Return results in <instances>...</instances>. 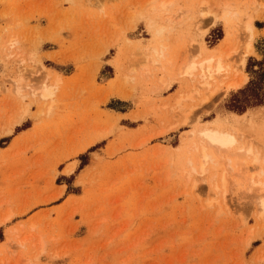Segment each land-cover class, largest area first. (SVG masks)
Segmentation results:
<instances>
[{
	"label": "rangeland",
	"instance_id": "374dc122",
	"mask_svg": "<svg viewBox=\"0 0 264 264\" xmlns=\"http://www.w3.org/2000/svg\"><path fill=\"white\" fill-rule=\"evenodd\" d=\"M251 125L264 0H0V264H264Z\"/></svg>",
	"mask_w": 264,
	"mask_h": 264
},
{
	"label": "bare ground",
	"instance_id": "6f19581e",
	"mask_svg": "<svg viewBox=\"0 0 264 264\" xmlns=\"http://www.w3.org/2000/svg\"><path fill=\"white\" fill-rule=\"evenodd\" d=\"M247 28L249 31L252 30V26H248ZM248 47L250 48L251 44H248ZM211 62L212 61H207V62H203L201 64V66H202V68H201L202 77L206 79L201 83L202 87L209 86V81L207 80V77L213 78V76H214V74H213L214 72L211 71L212 70ZM241 63H243V60L241 61ZM222 68L223 67H222L221 62H218L215 72L221 73ZM209 69H211V70H209ZM195 70H197L196 63H191L187 67L186 73L192 74ZM207 72H208V75H206ZM246 80H247V76L244 75L243 77L238 79V82H235L233 84L231 83V86H230V84H229V86L233 89L239 88L246 82ZM52 88L51 87H45L44 92H43V97H45V98L51 97L53 95V89ZM17 90L18 91L21 90L20 86L18 87ZM17 90H16V92H17ZM17 93H19V92H17ZM201 133H202L203 138H205L204 140H206L209 145L216 146L220 150L232 151L235 153H240V152L244 151L248 156L253 157L252 163L255 166L258 165V166H262L264 168V159L262 158V153L260 152V149H262L264 151V129L263 128L258 129L254 125L247 127L243 133L244 139L240 138V136L237 133L232 132L230 130H225L222 127H217L215 129H206V130H203ZM250 142L254 146L248 145ZM240 144L242 146H238ZM246 146H249V147L246 148ZM255 146H257L259 149H256ZM208 160H209L208 154L205 152V149H203V156H202V159L200 161L201 170L203 172L205 171V168H204L205 161H208ZM73 168H74L73 165L69 166L67 168V172L70 173L73 170ZM261 171L262 172L260 173V175L262 177V176H264V171H263V169H261ZM250 181H251V186H252L250 190H252L253 188L256 187L257 192H259L258 195H256V196L258 199V205L261 207V209H263L262 210V214H263L264 213V179L257 181V180H254L253 178H251Z\"/></svg>",
	"mask_w": 264,
	"mask_h": 264
}]
</instances>
